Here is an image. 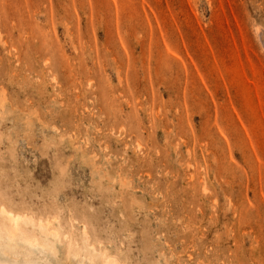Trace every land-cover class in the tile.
Here are the masks:
<instances>
[{"label": "rangeland", "instance_id": "obj_1", "mask_svg": "<svg viewBox=\"0 0 264 264\" xmlns=\"http://www.w3.org/2000/svg\"><path fill=\"white\" fill-rule=\"evenodd\" d=\"M0 195L118 264H264V0H0Z\"/></svg>", "mask_w": 264, "mask_h": 264}, {"label": "bare ground", "instance_id": "obj_2", "mask_svg": "<svg viewBox=\"0 0 264 264\" xmlns=\"http://www.w3.org/2000/svg\"><path fill=\"white\" fill-rule=\"evenodd\" d=\"M27 213L34 221V227H28L25 232V238L37 244L38 247L30 248L27 245H22L8 254L1 252L0 262L7 264L9 261H26L28 264H47L49 256L56 254L55 242L68 245L69 252L79 261L80 264H97L100 258L110 256L104 253H97L94 246L87 242L81 245L75 242L70 231H62L63 226L55 224V219L37 215L33 212ZM116 261V260H115ZM117 262V261H116ZM118 264V262H117Z\"/></svg>", "mask_w": 264, "mask_h": 264}, {"label": "snow or ice", "instance_id": "obj_3", "mask_svg": "<svg viewBox=\"0 0 264 264\" xmlns=\"http://www.w3.org/2000/svg\"><path fill=\"white\" fill-rule=\"evenodd\" d=\"M28 227H34L32 218L27 213L21 212L9 197L0 195V252L8 254L22 245L30 248L38 247L37 244L25 238ZM7 264H28V262L9 261ZM52 264H57V262L53 261ZM97 264H117V262L102 257Z\"/></svg>", "mask_w": 264, "mask_h": 264}]
</instances>
